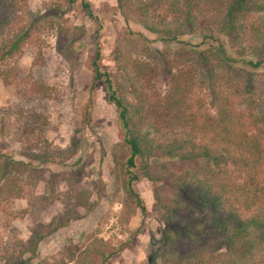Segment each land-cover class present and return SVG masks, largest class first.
<instances>
[{
	"label": "trees",
	"instance_id": "16d2710c",
	"mask_svg": "<svg viewBox=\"0 0 264 264\" xmlns=\"http://www.w3.org/2000/svg\"><path fill=\"white\" fill-rule=\"evenodd\" d=\"M76 1L88 19L98 22L86 0H67L69 6ZM26 2L0 0V81L6 87L18 76L6 61L19 57L40 33L37 15L26 12L25 22L16 17ZM117 3L136 13L141 27L165 46H182L156 50L151 63L116 50L114 79L101 65L98 23L90 63V92L98 83L104 87L127 149L121 165L123 191L142 215L146 207L135 184L144 178L153 186L163 228L152 264H264V110L257 111L253 98V72L235 68L241 63L252 70L264 69V26L251 20L253 14L264 12V0ZM10 22L24 24L14 28ZM187 36L200 37V44L184 42ZM241 37L248 41L247 48ZM208 42L213 45L200 48ZM231 48L241 50L230 53ZM247 49L254 62L235 58L243 57ZM155 80L166 83L164 93L153 90ZM196 90L207 94V107L202 98L193 97ZM30 147L23 154L26 161L0 151V205L23 198L25 176L40 172L32 163L42 157ZM77 218L70 211L65 218L33 229L7 264L17 259L38 264L32 261L39 243ZM124 246L101 253L96 264L110 263Z\"/></svg>",
	"mask_w": 264,
	"mask_h": 264
},
{
	"label": "rangeland",
	"instance_id": "374dc122",
	"mask_svg": "<svg viewBox=\"0 0 264 264\" xmlns=\"http://www.w3.org/2000/svg\"><path fill=\"white\" fill-rule=\"evenodd\" d=\"M86 1L98 22L86 17L79 1L69 6L67 0H27L20 4L22 11L16 15L24 22L26 12L37 15L40 33L19 57L6 61L18 71V76L9 87L0 81V151L26 161L23 154L31 146L42 158L32 163L40 172L24 178L23 198L0 205V264H7L11 256H16L19 245H25L33 229L54 218H65L70 211L78 218L43 239L33 263L96 264L101 253H113L124 245L123 251L108 264L157 261L163 224L153 186L144 178L135 184L146 207L147 213L142 215L123 191L121 165L127 149L104 87L98 83L90 92V63L96 53L98 23L102 26L101 65L114 79L118 77L116 50L151 63L156 50H178L182 46H165L141 27L136 13L126 6L120 8L117 0ZM251 20L264 26V12L253 14ZM10 24L19 28L24 23ZM241 39L242 46H249L244 37ZM183 40L191 45L201 42L198 36ZM208 43L200 48L213 45ZM228 50L235 53L241 49ZM235 58L255 61L248 49L243 57ZM235 68L253 72V98L257 111L264 110V69L252 70L241 63ZM152 85L160 93L167 88L160 80ZM193 95L202 98L207 107L204 91L196 90ZM17 260L15 264H21Z\"/></svg>",
	"mask_w": 264,
	"mask_h": 264
}]
</instances>
